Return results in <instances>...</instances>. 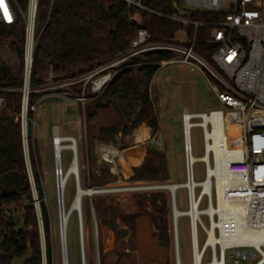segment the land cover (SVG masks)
Instances as JSON below:
<instances>
[{"label": "trees", "instance_id": "trees-1", "mask_svg": "<svg viewBox=\"0 0 264 264\" xmlns=\"http://www.w3.org/2000/svg\"><path fill=\"white\" fill-rule=\"evenodd\" d=\"M130 1L141 4L143 8L130 5L125 0H54L53 3L51 0H40L35 29L36 45L29 77L31 91L44 88L49 82L62 84L81 78L109 62L121 59L132 50L141 30L151 37L150 43L180 44L176 35L184 29L189 39L185 45H190L195 29L168 19L179 17L174 8V4L180 7L179 0ZM19 3L26 9L27 0H19ZM188 14L192 16L184 15L187 19L201 23H212L221 18V15L212 13ZM210 33L209 28L197 31L194 50L212 64L211 56L216 47L208 44ZM25 42L26 21L23 17L12 25L0 24V90H8L0 91V97L4 96L7 102L5 109H0V201L13 205L16 211L23 213V220L17 222L14 218L7 219L0 215V264H15L28 255L31 258L26 264H54L51 219L44 201L38 162L33 156L36 151L31 144L30 160L40 202L45 253L23 149L21 114L22 89L26 81ZM7 53L12 57L6 62L3 58ZM175 57L177 54L169 51L133 57L121 65L101 95L88 96L93 101L85 108L87 125L94 122L96 109L104 104L114 106L122 119L121 124L99 129L98 138L103 143L116 142L119 134L131 136L141 126L153 134L159 133V118L151 97L152 81L160 70V63ZM71 87L73 95L70 98L82 94L83 83ZM63 92L57 90L56 93ZM43 96L44 92H32L29 105L37 104ZM28 118L33 120V112H29ZM31 134L29 126V142ZM145 149L141 164L132 167V180L149 184L167 182L168 165L164 154L153 145ZM130 172L131 168L127 174ZM117 180L115 169L105 164L94 187L101 189ZM93 203L98 216L106 214L101 196H94ZM139 206L154 226L160 244L169 246L172 242L169 196L163 191L152 192ZM138 216L121 215L120 219L132 227ZM110 228L118 239L127 235V231L120 230L113 220L110 221Z\"/></svg>", "mask_w": 264, "mask_h": 264}, {"label": "built area", "instance_id": "built-area-1", "mask_svg": "<svg viewBox=\"0 0 264 264\" xmlns=\"http://www.w3.org/2000/svg\"><path fill=\"white\" fill-rule=\"evenodd\" d=\"M54 0H51L53 3ZM128 4L143 8L141 4L125 0ZM180 1V0H179ZM185 12H201L219 14L221 18L212 23H201L184 20L177 16L166 17L184 27L195 29L194 38L190 45L187 41L180 44H154L150 43L151 37L141 30L137 40L133 43L132 50L121 59L109 62L87 75L69 81L70 87L78 83L93 81L94 93H101L112 80L106 72L115 68L122 62L133 57L142 56L155 51H169L181 57V62L192 71L202 68L213 80V90L217 94L221 108L208 113L190 114L185 112L182 117L185 129L187 123L193 128H200L203 133L205 155L197 162L205 165V180L196 182L194 165L189 156H193L192 139L188 148L185 142V167L186 181L175 184L176 194L179 189L187 192L188 210L182 211L190 223L192 264L196 263L197 256H201L200 264H264V0H181ZM40 0H27L25 11L19 0H0V24L12 25L23 17L26 21L25 66L26 80L30 77L33 53L36 45V18ZM200 28L211 30L208 44L216 47L212 54V64L198 55L195 50L197 31ZM163 61L160 69L173 63ZM118 70V69H117ZM116 70V71H117ZM97 83H100L97 85ZM63 84V83H62ZM56 85V84H55ZM7 92L8 90H0ZM57 91V90H56ZM67 98L73 92L63 90ZM31 91L25 86L22 89L23 107L21 114L22 140L25 163L30 179L34 202L41 223L40 202L36 190L33 170L28 150V114L36 112L39 103L30 106L29 96ZM81 102L87 100L85 91L76 98ZM6 98L0 97V109H5ZM31 121V120H30ZM236 128L238 135L230 133L229 129ZM220 133L223 155L230 158L222 175L214 174L217 168V156L214 149ZM103 146L101 155L105 148ZM53 173L56 180V192L59 204V222L61 241L63 237L60 205H65V189L71 177L76 181L79 173H70L74 160L78 157V141L73 136L61 135L59 128L55 127L52 137ZM71 152L72 159L66 171L63 168V153ZM104 158V157H103ZM106 160V159H105ZM66 180V185H63ZM210 181V193L203 194L205 184ZM163 185H138L132 190L163 191ZM62 191V195L60 194ZM206 200V207H203ZM219 202L222 204L220 207ZM177 205V198H176ZM178 209V208H177ZM179 210V209H178ZM68 225L72 215L68 211ZM0 215L7 219L14 218L15 222L23 220V213L16 211L13 205L0 201ZM224 215L233 216L239 225L232 230L228 226L215 228V235L219 239L227 240L223 246L220 242L207 245L214 222L224 224ZM17 218V220H16ZM208 220V225L204 222ZM79 234L82 235V215L77 214ZM197 219V220H195ZM180 220V219H179ZM179 223V221H178ZM67 225V228H68ZM225 225V224H224ZM41 236L44 231L41 223ZM177 235L179 244L178 224ZM201 232L205 235L203 244L200 243ZM67 239V229L64 231ZM256 239H259L256 242ZM45 253V243L43 242ZM210 255V261L205 262ZM46 264V262H45ZM180 264H183L180 261Z\"/></svg>", "mask_w": 264, "mask_h": 264}, {"label": "rangeland", "instance_id": "rangeland-1", "mask_svg": "<svg viewBox=\"0 0 264 264\" xmlns=\"http://www.w3.org/2000/svg\"><path fill=\"white\" fill-rule=\"evenodd\" d=\"M180 7L183 4L180 0ZM25 11V8L22 7ZM179 18L187 20L184 15ZM176 39L181 43L187 41V32L183 29L177 33ZM12 55L7 53L3 60L8 61ZM15 60V59H14ZM13 60V61H14ZM128 61V60H127ZM125 61V62H127ZM174 62L161 68L152 81L151 97L156 108L160 129L153 134L145 126L134 131L131 136L119 134L116 142L103 143L98 138L101 127L113 126L122 123V119L114 106H105L96 109L97 115L91 125L86 123L85 108L92 103L89 95H101L92 90L93 81L83 83V92L87 100L67 98L65 94L56 93V90L68 91L72 89L69 82L54 84L49 82L45 87L37 89L45 96L38 103V109L33 113V120L28 118L31 141L35 149L33 156L38 162L41 183L44 190V201L49 209L51 219V239L53 243L54 264H63V250L60 235L59 204L56 192V180L53 173L52 137L55 127L59 128L61 135L73 136L78 141L79 156V182L85 190L101 191L102 193L86 196L82 207L83 232L79 234L77 214H73L67 228L68 264H177L174 241L173 210L170 216L172 242L169 246H162L155 236L156 230L149 217L141 212L139 203L155 191L138 192L132 190L138 185H168L183 184L186 181L185 167V139L183 114L208 113L221 108L217 94L213 90V82L202 69L192 71L181 62L177 56ZM122 62L115 68L106 72L112 79L116 70L120 69ZM193 156L196 159L205 155L203 133L200 128L191 130ZM111 146L120 152L132 148L140 149L138 160L125 159L109 162L101 155L103 146ZM152 146L164 154L168 165L169 180L164 183L134 182L132 167L141 164V157L145 155L146 147ZM128 147V148H126ZM126 148V149H125ZM71 152L63 153V168L67 170L71 163ZM110 164L118 175V180L107 184L104 188L94 187L102 175V168ZM128 165V166H127ZM127 166L126 168H124ZM131 168V172L127 174ZM196 182L205 180V165L197 162L194 165ZM76 181L71 177L65 189V208L69 211L76 191ZM170 199L168 190H163ZM101 196L105 207V215L96 213L93 197ZM177 208L180 211L188 210L187 192L179 189L176 194ZM203 207H206V200ZM94 208V209H93ZM172 208V204H171ZM115 214V217H114ZM139 214L132 227L123 223L121 215ZM115 221L118 228L127 231V235L118 239L110 228V221ZM208 225V220L204 218ZM179 256L183 264H192L191 232L188 218L182 217L178 223ZM43 242L44 236L42 238ZM205 235L201 232L200 243L203 244ZM43 245V244H42ZM210 261V255L205 262ZM241 264H250L243 262Z\"/></svg>", "mask_w": 264, "mask_h": 264}, {"label": "bare ground", "instance_id": "bare-ground-1", "mask_svg": "<svg viewBox=\"0 0 264 264\" xmlns=\"http://www.w3.org/2000/svg\"><path fill=\"white\" fill-rule=\"evenodd\" d=\"M100 83H97V85ZM192 127L191 123H187L186 125V129H185V133H186V137H185V142L187 144V147L189 148L191 146V134H190V128ZM230 133L233 135H238V130L236 128H231L229 129ZM217 137L218 140L216 142V144L214 145V149L216 152V156H217V168L214 171V174L218 175H222L225 171V167L227 162L229 161L230 158H227L223 155V151H222V147H221V141H220V133H217ZM103 157L104 159H106L109 162H117V161H121V160H125V159H134V160H138L140 157V149L139 148H132L129 151H124V152H120L117 149H115L114 147H107L104 149L103 151ZM190 160L193 163H196L197 161H199L198 159L194 158V156H189ZM70 173L72 174H77L79 173V156L74 160ZM63 185H66V180H63ZM170 189L172 191L176 190L175 184H168ZM85 192H88L89 194L92 192L90 190H85L82 186L80 187H76V191H75V196L73 198V201L70 205L69 211H71L70 216L73 214H78V215H82V207H83V199L86 198ZM210 193V181L208 180V182L205 184V188H204V192L203 194H208ZM62 195V191L60 193ZM220 207L222 206V204L219 202ZM179 213L176 214V218H177V222L179 221V219L181 218L182 215V211L178 210ZM68 211L65 208V205L61 204L60 205V215H61V225H62V232H63V237H62V250H63V262L64 264H68V245H67V240L65 238L64 235V231L67 229V225H68ZM226 222H224V224L218 225L217 222H214L212 225V228L209 229V234H210V239L207 243V245H215L216 243L220 242L223 246L226 245L227 240L224 239H219L216 235H215V228L217 226L220 227H225L228 226V228L230 230L233 229V227H237L239 226L235 220V218L232 216H228V215H224L223 217ZM197 220V219H195ZM82 231H83V219H82ZM259 239H256V242H258ZM201 262V256L198 255L197 256V260L195 264H200ZM218 264V263H215Z\"/></svg>", "mask_w": 264, "mask_h": 264}, {"label": "water", "instance_id": "water-1", "mask_svg": "<svg viewBox=\"0 0 264 264\" xmlns=\"http://www.w3.org/2000/svg\"><path fill=\"white\" fill-rule=\"evenodd\" d=\"M174 8L176 10L177 13H179L180 15H189V17L192 16V14H188L187 12H185L184 10H182L178 4H174ZM26 87L29 88V76L27 77L26 80ZM77 186L80 187V182H79V176L77 175ZM175 186L177 188L176 185H172ZM162 188L164 190H168L170 193V197H171V204H172V210H173V224H174V231H177V218H176V214L179 213L178 209H177V205H176V190L172 191L169 187V185H163ZM91 191V190H90ZM98 193H102L101 191H92L90 194L88 192H85V195L88 196H92L93 194H98ZM94 209V208H93ZM69 213H71V211H69ZM175 241V250H176V260H177V264H180V256H179V244H178V238L177 235L174 238ZM31 258V255H28L22 259H19L15 262V264H26L29 259ZM64 264V262H63Z\"/></svg>", "mask_w": 264, "mask_h": 264}, {"label": "crops", "instance_id": "crops-1", "mask_svg": "<svg viewBox=\"0 0 264 264\" xmlns=\"http://www.w3.org/2000/svg\"><path fill=\"white\" fill-rule=\"evenodd\" d=\"M178 40V39H177Z\"/></svg>", "mask_w": 264, "mask_h": 264}]
</instances>
